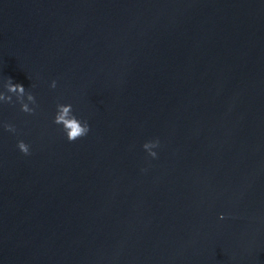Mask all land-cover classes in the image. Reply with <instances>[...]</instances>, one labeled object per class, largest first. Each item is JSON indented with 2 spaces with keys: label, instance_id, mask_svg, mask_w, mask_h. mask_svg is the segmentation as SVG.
I'll return each instance as SVG.
<instances>
[{
  "label": "water",
  "instance_id": "obj_1",
  "mask_svg": "<svg viewBox=\"0 0 264 264\" xmlns=\"http://www.w3.org/2000/svg\"><path fill=\"white\" fill-rule=\"evenodd\" d=\"M0 73V264H264V0H0Z\"/></svg>",
  "mask_w": 264,
  "mask_h": 264
},
{
  "label": "clouds",
  "instance_id": "obj_2",
  "mask_svg": "<svg viewBox=\"0 0 264 264\" xmlns=\"http://www.w3.org/2000/svg\"><path fill=\"white\" fill-rule=\"evenodd\" d=\"M57 86L58 81L52 80L51 87L56 88ZM17 103L20 110L28 114H35L39 107L37 97L33 91L27 89L22 82L15 81L13 77H5L0 73V105ZM53 122L60 126L66 139L70 142H76L88 136L92 131L90 121L78 115L71 102L57 103ZM3 127L13 133L17 131L16 125L13 123L5 122ZM160 146L159 138H152L143 143V149L153 159L159 157ZM17 147L25 155H30L32 152V145L24 139L18 140ZM144 171H147V169H144ZM224 218L225 214L220 213V219Z\"/></svg>",
  "mask_w": 264,
  "mask_h": 264
}]
</instances>
